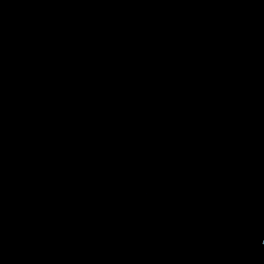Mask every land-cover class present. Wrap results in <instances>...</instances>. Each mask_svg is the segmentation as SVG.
Here are the masks:
<instances>
[{
	"label": "water",
	"instance_id": "water-1",
	"mask_svg": "<svg viewBox=\"0 0 264 264\" xmlns=\"http://www.w3.org/2000/svg\"><path fill=\"white\" fill-rule=\"evenodd\" d=\"M0 264H264V0H0Z\"/></svg>",
	"mask_w": 264,
	"mask_h": 264
}]
</instances>
